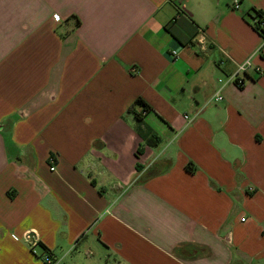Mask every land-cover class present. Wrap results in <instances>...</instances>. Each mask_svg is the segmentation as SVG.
Returning <instances> with one entry per match:
<instances>
[{
	"label": "crops",
	"instance_id": "0c3cea01",
	"mask_svg": "<svg viewBox=\"0 0 264 264\" xmlns=\"http://www.w3.org/2000/svg\"><path fill=\"white\" fill-rule=\"evenodd\" d=\"M257 11L0 0V264H264Z\"/></svg>",
	"mask_w": 264,
	"mask_h": 264
},
{
	"label": "trees",
	"instance_id": "16d2710c",
	"mask_svg": "<svg viewBox=\"0 0 264 264\" xmlns=\"http://www.w3.org/2000/svg\"><path fill=\"white\" fill-rule=\"evenodd\" d=\"M176 6H177L178 11H181V10L183 11V9H181L178 5ZM77 21L79 22V20ZM253 25H254V28L262 35V37H264V17L261 12L259 11L255 12V15L253 17ZM243 86L244 84L238 83V87L242 88ZM134 106H137L140 108L139 112H134L135 118L138 121L137 131L140 137L144 141V144L148 146H156L159 143L160 139L158 138V136L154 133V131L151 128H148V127L145 128V126H143L142 124L144 116L148 114L150 111H152V107L141 97L135 100ZM141 152H142V147L140 145L137 151L138 155L141 154ZM185 168L190 173H195L197 170V167L195 166L193 162H188ZM39 245H41V247L44 250V256L45 254H48L49 258H52L51 254L48 252V248L46 247V245L43 244L42 242H39ZM43 259L45 260V258ZM46 264H49V263L46 262Z\"/></svg>",
	"mask_w": 264,
	"mask_h": 264
},
{
	"label": "built area",
	"instance_id": "2783aa9c",
	"mask_svg": "<svg viewBox=\"0 0 264 264\" xmlns=\"http://www.w3.org/2000/svg\"><path fill=\"white\" fill-rule=\"evenodd\" d=\"M235 7H238V2H237V1L235 2ZM173 53L176 54V53H177V50H174ZM250 65H251L250 61L247 60V61L243 62V63L238 67V70H237L236 75H235V78H236V79H234V83H235L237 86H238V83H239V84H240V83L244 84V80L241 79V78L238 76V74H239L240 72H242V71H246V70L249 68ZM227 79H229L228 76H223V77H221V78H218V82L221 83V84H223ZM222 99H223V96H222L221 93H218V94L216 95V97H215V101H221ZM186 117H188V116H186ZM51 169L54 170V169H55L54 166H52ZM44 258H45L46 262H48L49 264L52 263V258H49V255H48V254H45Z\"/></svg>",
	"mask_w": 264,
	"mask_h": 264
},
{
	"label": "water",
	"instance_id": "95a60500",
	"mask_svg": "<svg viewBox=\"0 0 264 264\" xmlns=\"http://www.w3.org/2000/svg\"><path fill=\"white\" fill-rule=\"evenodd\" d=\"M29 237H30L31 241H33L35 239V234L31 232L29 234Z\"/></svg>",
	"mask_w": 264,
	"mask_h": 264
}]
</instances>
